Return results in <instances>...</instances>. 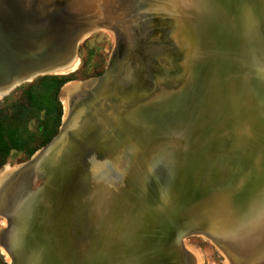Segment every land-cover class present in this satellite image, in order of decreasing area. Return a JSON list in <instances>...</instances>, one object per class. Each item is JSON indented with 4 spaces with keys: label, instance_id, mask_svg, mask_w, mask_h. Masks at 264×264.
<instances>
[{
    "label": "water",
    "instance_id": "obj_1",
    "mask_svg": "<svg viewBox=\"0 0 264 264\" xmlns=\"http://www.w3.org/2000/svg\"><path fill=\"white\" fill-rule=\"evenodd\" d=\"M112 1L120 4L96 1L85 11L72 0H0V76L19 80L0 99L38 76L75 71L74 47L95 30L119 25L118 15L110 13ZM124 1L147 15L139 20L154 31L141 36L156 48L163 44L159 34L165 31L168 38L175 22L181 37L168 38L165 46L178 51L152 60L150 54H132L130 40H120L111 69L94 78V98L79 103L67 130L62 132L61 125L41 148L59 139V150L40 163L35 153L21 166L26 170L18 176L28 177L37 206L47 200L58 205L38 211L17 230L18 246L6 248L12 264H75L80 242L76 238L73 243L62 230L66 216L75 220L78 238L93 226L89 216H169L171 229L179 221V238L219 233L243 264L262 260L264 253L242 251L250 219L261 216H228L225 223L206 215L208 190L224 152L232 160L247 149L246 159L241 156L246 166L258 167L264 159V26L261 43L258 31L241 18L243 0ZM140 15L128 16L127 26ZM136 60L146 64V79L154 74V84L133 90L150 94L147 99L136 96L132 103L126 99L132 89L123 88ZM58 68L67 72H56ZM99 128L109 130L103 142L91 138ZM110 141L113 145L107 147ZM80 147H86L85 160L73 166ZM121 164L129 165L123 173ZM7 218L8 232L14 224ZM145 240L144 234L137 240L144 252Z\"/></svg>",
    "mask_w": 264,
    "mask_h": 264
},
{
    "label": "rangeland",
    "instance_id": "obj_2",
    "mask_svg": "<svg viewBox=\"0 0 264 264\" xmlns=\"http://www.w3.org/2000/svg\"><path fill=\"white\" fill-rule=\"evenodd\" d=\"M96 1L102 0H87V3L96 4ZM117 2L122 5L125 3L124 0ZM117 48H119V44L111 30L105 28L95 30L78 47L80 63L77 59V68H80L83 65V60L86 59L89 60L90 66H97L105 59L107 66L111 55L117 54V50H119ZM137 50L138 52L133 54H150L152 60L157 58V54H172L178 51V49H169L165 45L161 49L152 45L148 49ZM136 62L138 64H134L133 70L129 73V81L126 82L127 84H125L123 89L129 88L133 91L152 88L154 84L152 77L154 74L149 72L148 77L150 78L146 79L143 72L146 64L142 63V61L136 60ZM74 84L82 83L74 82ZM66 98L69 99L68 94L66 97H62V99ZM108 132L107 128H99L92 134L91 138L95 142H103L108 137ZM109 145H113L112 141L106 142V146L109 147ZM78 149L76 155L72 158L73 166H80L85 160L86 147ZM26 159V153L13 151L8 158L7 164L0 170V174L7 166L10 168H21L30 160ZM32 181L34 186H36L39 182L38 177H35ZM81 188L85 190L84 185ZM56 205H58V202L47 200L36 207V216L38 211L45 213ZM2 213H0V252H3L2 255L5 257L7 264H12L13 260L6 250L7 246L3 239L5 230L8 229L10 222L7 218V213L5 214L7 216ZM35 213L33 212L29 216H35ZM98 218L99 216H89V224L93 226L81 234L79 238L75 235L76 231H78V228H75L74 225L75 220L71 217L69 221L67 216L62 219V230L71 234L70 238L73 243L77 241L76 238L80 242V252L77 255L75 254V264H179V261L182 264H243L239 261V256L237 255L227 253L224 256L211 240L200 233H189L179 238V221L171 229L169 224L171 217L169 216H149V220H138L134 216H101L100 219ZM177 223L178 225L176 226ZM96 226L98 229H96ZM140 234L146 235V240L144 241L145 252L142 251L143 247L137 241ZM6 253L9 255L7 256ZM249 264H264V255L262 260L250 262Z\"/></svg>",
    "mask_w": 264,
    "mask_h": 264
},
{
    "label": "bare ground",
    "instance_id": "obj_3",
    "mask_svg": "<svg viewBox=\"0 0 264 264\" xmlns=\"http://www.w3.org/2000/svg\"><path fill=\"white\" fill-rule=\"evenodd\" d=\"M79 8L87 11H91L93 7L96 6V4H89L87 3V0H72ZM114 3V1H112ZM112 3V4H113ZM116 3V2H115ZM113 4L114 7L110 9V13L114 15H118L120 18L119 25H115L114 27L116 29H113L112 32L116 36L117 43L119 44L120 40L127 41L130 40L132 43V47H130V52L136 53L138 52L137 49H140V51L145 48L148 49L152 45L148 42V40L145 39V35L142 37V32L146 31H154L150 26H146V24L143 21H140L139 18L142 16L140 13L144 14L142 11H137L138 6L136 7H129L128 3L125 4H118L117 6ZM117 4V3H116ZM182 6L179 4V8ZM241 9V10H240ZM239 11H242V20L247 22L249 27H253L254 30H257V39L259 42L262 43L263 41V26H264V0H243L242 6H240ZM136 15H140L139 17L133 18V21L136 24H133L132 22L130 25L127 26L125 23L129 17H134ZM147 16V15H146ZM142 16V17H146ZM172 20V19H171ZM173 22V21H172ZM253 23V24H252ZM246 24V25H247ZM135 28V30H132V28ZM150 28V29H147ZM176 24L173 22V26L170 29L172 32L169 33L170 39L172 38H179L181 37V34H179V31L175 33ZM174 29V32H173ZM247 29V27H246ZM160 40L163 44H161L159 47L162 48L163 45H165V40L167 41V36L165 31L159 34ZM167 46V45H166ZM158 47V48H159ZM168 47V46H167ZM78 62L77 59L74 60L72 63V69L75 70L77 68ZM57 70V71H56ZM56 72H67L64 71L65 69H56ZM72 71V70H71ZM19 80L13 76H9L8 78H3L0 76V95L7 90H9L15 83H17ZM83 84V83H82ZM83 87V85L81 86ZM80 87L78 85H72L70 89H68V98L69 99H62L63 107H64V116L62 120V132L66 131L69 127V124L73 120V113L74 110L79 106L80 101L77 100L74 102V104L71 103V96H77L79 95ZM71 98V99H70ZM60 140L57 139L53 145H51L48 148H44L36 152L34 158L35 162L39 161L42 162L43 159H45L46 156H50L51 154H54L59 150V147L61 144ZM38 163V164H39ZM34 166V165H33ZM32 166V167H33ZM26 167L20 168H10L5 167L4 170L0 174V212H3L4 214L7 213V215L12 218V225L14 224L13 229H10L8 232L6 231L3 239L4 242L9 249L11 246H18L19 241L17 240L18 237H16L17 230H20L19 228L24 225V223L30 218L29 215H32V213L36 211L37 207V198L33 195L31 186L29 185L27 178H19V174L21 171H23ZM26 170V169H25ZM15 230V231H14ZM14 231V232H13ZM18 234V233H17ZM7 252V251H6ZM3 253V252H2ZM7 254V253H6ZM10 254V253H9ZM7 254V256L9 255ZM12 259V257H11Z\"/></svg>",
    "mask_w": 264,
    "mask_h": 264
},
{
    "label": "trees",
    "instance_id": "obj_4",
    "mask_svg": "<svg viewBox=\"0 0 264 264\" xmlns=\"http://www.w3.org/2000/svg\"><path fill=\"white\" fill-rule=\"evenodd\" d=\"M105 70V59L97 66H90L86 59L75 71L38 76L1 98L0 170L13 151L26 153V160L31 159L57 136L64 115L61 90L65 84L99 77ZM0 262L7 264L1 252Z\"/></svg>",
    "mask_w": 264,
    "mask_h": 264
},
{
    "label": "crops",
    "instance_id": "obj_5",
    "mask_svg": "<svg viewBox=\"0 0 264 264\" xmlns=\"http://www.w3.org/2000/svg\"><path fill=\"white\" fill-rule=\"evenodd\" d=\"M104 1V0H102ZM107 2V1H105ZM113 3V2H112ZM109 6L108 3H105ZM91 33H89L88 37ZM83 39V40H84ZM81 40L75 47L74 52L76 55V59L79 60L78 56V47L83 42ZM113 54L111 55L106 68L111 69ZM80 63V60H79ZM79 67V66H78ZM127 76V75H126ZM125 78V75L122 76V79ZM129 78V77H128ZM83 83V84H74ZM73 83V84H72ZM70 85V86H68ZM72 85H78L80 87L79 95L71 96V103L74 104L77 100L82 104H86L91 101L96 92V80L94 78L88 80L81 81H71L65 86H63L61 90V99L62 97H66L68 93V89L71 88ZM83 85V87H81ZM67 87V88H66ZM66 88V90H65ZM65 90V92H64ZM143 92V91H142ZM149 93L143 92L141 94L135 95V91H128L127 100L130 102H134V98L138 96L139 98L147 99ZM70 98V99H71ZM64 116V115H63ZM223 159L220 160L217 167H215V171L218 175L214 178V185L211 189L208 190V204L209 211L206 216H219V219L223 222L229 218L233 220L236 216H261L260 218H251V224H249V231L247 235L243 237V252L250 253H264V159H261L258 167L254 166H246L242 163L246 162L247 157V149H242L241 154H239V159H229V155L227 153H223ZM241 156H244L241 158ZM129 165L121 164L119 166V172H125L128 169ZM256 179V177H258ZM257 221V223H256ZM226 223V222H225ZM225 226L221 224V227ZM220 228V227H219ZM224 228V227H223ZM206 236L209 240L213 242V244L217 247V249L225 254L229 253V249H227L225 243L220 239L219 233L216 234L215 237L200 233Z\"/></svg>",
    "mask_w": 264,
    "mask_h": 264
}]
</instances>
